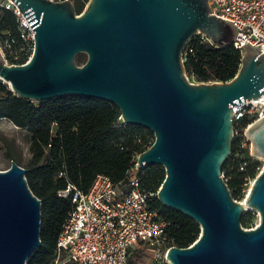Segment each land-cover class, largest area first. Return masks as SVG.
I'll return each mask as SVG.
<instances>
[{
	"label": "water",
	"instance_id": "water-1",
	"mask_svg": "<svg viewBox=\"0 0 264 264\" xmlns=\"http://www.w3.org/2000/svg\"><path fill=\"white\" fill-rule=\"evenodd\" d=\"M33 30L23 64L0 58V81L17 97L43 101L64 95L111 103L123 124L151 132L134 167L159 165L155 199L199 228L188 247H169L168 264H264V164L242 201L220 175L231 152L232 104L264 92V52L246 43L225 82L191 83L182 52L194 35L214 47L231 45L234 27L209 14L207 0H87L75 14L70 0H10ZM84 54L77 65L74 57ZM249 156L264 162V115L249 125ZM25 169L0 170V264H25L38 246L39 199ZM256 212L243 229L240 216Z\"/></svg>",
	"mask_w": 264,
	"mask_h": 264
},
{
	"label": "trees",
	"instance_id": "trees-1",
	"mask_svg": "<svg viewBox=\"0 0 264 264\" xmlns=\"http://www.w3.org/2000/svg\"><path fill=\"white\" fill-rule=\"evenodd\" d=\"M70 1L78 14L87 0ZM16 28L13 14L0 8V35L12 40L14 52L20 45ZM239 59L240 51L232 45L214 47L199 35L188 40L181 56L184 75L192 83L228 81L235 75ZM84 60V54L74 57L77 65ZM0 119L25 133V161L21 163L8 155L27 170L26 185L40 202V246L28 255L25 264H51L55 239L71 208L70 194L58 195L67 185L84 193L95 175L102 174L124 190L129 176L134 175L139 190L155 194L164 177L159 165L134 167L137 154L153 141L151 132L137 125L123 124L118 110L103 100L64 95L34 102L15 96L0 81ZM236 143L233 137L221 174L231 198L240 202L246 194L247 182L253 180L261 165L245 150L237 149ZM150 205L165 223V249L188 247L195 241L199 228L194 221L164 208L154 197ZM251 219V213L244 212L239 219L240 226L249 229ZM128 264L166 263L149 261L144 246L138 244L128 251Z\"/></svg>",
	"mask_w": 264,
	"mask_h": 264
},
{
	"label": "built area",
	"instance_id": "built-area-1",
	"mask_svg": "<svg viewBox=\"0 0 264 264\" xmlns=\"http://www.w3.org/2000/svg\"><path fill=\"white\" fill-rule=\"evenodd\" d=\"M207 4L210 15L234 27V48L240 51L246 43L264 52V0H207ZM0 8L13 14L20 41L14 52L12 40L0 35V58L6 65L23 64L32 50L33 30L10 0H0ZM230 109L236 147L249 155L250 143L244 132L264 115V92L232 104ZM251 182H247L246 192ZM68 193L71 208L55 239L51 264H128V251L138 244L144 246L149 261L168 264L163 247L165 223L150 205L155 194L139 190L134 175L129 176L124 190L107 176L97 174L86 192L67 185L58 195Z\"/></svg>",
	"mask_w": 264,
	"mask_h": 264
},
{
	"label": "rangeland",
	"instance_id": "rangeland-1",
	"mask_svg": "<svg viewBox=\"0 0 264 264\" xmlns=\"http://www.w3.org/2000/svg\"><path fill=\"white\" fill-rule=\"evenodd\" d=\"M8 154L21 163L25 161L27 158V143L25 141V133L22 130L16 129L8 121L0 119V170L6 169L9 166L10 161H13V159L10 158L11 156ZM258 161L260 162V167L262 168L264 162L260 160ZM245 212H250L252 217L247 228L254 227V225L258 222L256 212L252 210H246ZM143 261L144 263L147 262V260Z\"/></svg>",
	"mask_w": 264,
	"mask_h": 264
}]
</instances>
